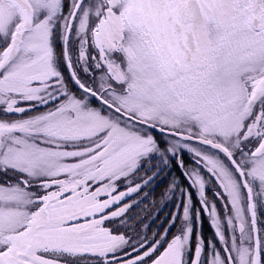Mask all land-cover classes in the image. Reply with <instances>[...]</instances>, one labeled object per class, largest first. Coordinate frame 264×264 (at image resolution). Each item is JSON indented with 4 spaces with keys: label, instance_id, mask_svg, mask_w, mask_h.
<instances>
[{
    "label": "snow or ice",
    "instance_id": "snow-or-ice-1",
    "mask_svg": "<svg viewBox=\"0 0 264 264\" xmlns=\"http://www.w3.org/2000/svg\"><path fill=\"white\" fill-rule=\"evenodd\" d=\"M0 264H264V0H0Z\"/></svg>",
    "mask_w": 264,
    "mask_h": 264
},
{
    "label": "trees",
    "instance_id": "trees-1",
    "mask_svg": "<svg viewBox=\"0 0 264 264\" xmlns=\"http://www.w3.org/2000/svg\"><path fill=\"white\" fill-rule=\"evenodd\" d=\"M175 175L179 176V170L175 171ZM157 183L159 186H155L154 184L152 186L144 188V191H147V197L140 202L138 207L139 209H142L140 213L147 211L152 206L156 208L155 210H157V214H154L152 216L151 221L148 223L154 229L157 228L160 222L164 221L167 218L166 217L167 213H170L175 210L172 201H170L167 197L162 198V193H164L168 181L163 180V182H157ZM138 208H134L132 210V214L138 213L136 211V209ZM204 219H205V223L203 225V232L206 236H210L211 229L209 224L207 223V217L205 216ZM154 220L156 221L155 224L152 223Z\"/></svg>",
    "mask_w": 264,
    "mask_h": 264
},
{
    "label": "rangeland",
    "instance_id": "rangeland-1",
    "mask_svg": "<svg viewBox=\"0 0 264 264\" xmlns=\"http://www.w3.org/2000/svg\"><path fill=\"white\" fill-rule=\"evenodd\" d=\"M194 191V190H193ZM144 194H147V191H144V189H143V193L139 196V197H137V199L141 202V201H143L144 199H145V196H144ZM156 208L155 207H151L150 209H148L147 211H144V212H142V213H140L141 211H142V209H136V211L140 214V216L141 217H147V219L145 220V223H149L150 221H151V219H152V216L154 215V214H157V210H155ZM148 213H151V216H148ZM136 214V213H135ZM135 214H133V215H135Z\"/></svg>",
    "mask_w": 264,
    "mask_h": 264
}]
</instances>
